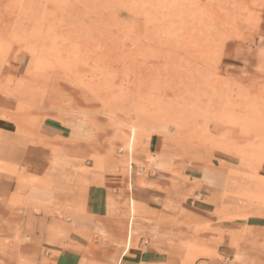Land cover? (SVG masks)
<instances>
[{
    "label": "rangeland",
    "instance_id": "obj_1",
    "mask_svg": "<svg viewBox=\"0 0 264 264\" xmlns=\"http://www.w3.org/2000/svg\"><path fill=\"white\" fill-rule=\"evenodd\" d=\"M234 40L257 58L250 80L225 70ZM0 97V119L39 141L86 124L98 177L129 148L173 160L172 176L221 170L219 185L168 188L169 219L187 252L264 256V0H0Z\"/></svg>",
    "mask_w": 264,
    "mask_h": 264
},
{
    "label": "crops",
    "instance_id": "obj_2",
    "mask_svg": "<svg viewBox=\"0 0 264 264\" xmlns=\"http://www.w3.org/2000/svg\"><path fill=\"white\" fill-rule=\"evenodd\" d=\"M223 59L230 75L253 77L257 58L249 45L227 42ZM10 108L0 97V110ZM0 121V264H264L263 255L231 247L210 255L187 252L184 229L169 219L175 213L167 210L168 188L185 192L189 181L202 177L208 186L219 185L221 170L195 173L186 165L184 175L172 176L173 160L129 148L127 167L116 158L113 168L121 172L98 177L104 145L86 124L64 122L48 142ZM133 169L128 191L122 171Z\"/></svg>",
    "mask_w": 264,
    "mask_h": 264
},
{
    "label": "bare ground",
    "instance_id": "obj_3",
    "mask_svg": "<svg viewBox=\"0 0 264 264\" xmlns=\"http://www.w3.org/2000/svg\"><path fill=\"white\" fill-rule=\"evenodd\" d=\"M136 126H137V125H136ZM136 126H135V127H132V128H133V129H132L133 133H135V131H136V129H135ZM141 127H142V126H141ZM138 128H139V126H138ZM138 128H137V129H138Z\"/></svg>",
    "mask_w": 264,
    "mask_h": 264
}]
</instances>
